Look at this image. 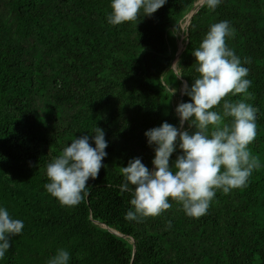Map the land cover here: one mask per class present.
Wrapping results in <instances>:
<instances>
[{
    "label": "trees",
    "instance_id": "1",
    "mask_svg": "<svg viewBox=\"0 0 264 264\" xmlns=\"http://www.w3.org/2000/svg\"><path fill=\"white\" fill-rule=\"evenodd\" d=\"M194 1L167 0L151 16L141 10L111 25V0H0V206L25 225L0 264H47L58 249L70 264H264V0H223L214 10L203 2L182 28ZM224 20L235 33L226 44L252 81L251 97L225 99L258 108L248 148L261 167L246 188L218 190L200 218L170 199L159 216L126 220L132 196L120 191V167L139 157L152 169L144 133L180 127L176 97L199 75L192 52ZM180 37L188 41L174 71ZM96 126L109 144L105 167L84 202L64 206L44 187L46 166ZM181 130L195 129L186 121Z\"/></svg>",
    "mask_w": 264,
    "mask_h": 264
},
{
    "label": "clouds",
    "instance_id": "2",
    "mask_svg": "<svg viewBox=\"0 0 264 264\" xmlns=\"http://www.w3.org/2000/svg\"><path fill=\"white\" fill-rule=\"evenodd\" d=\"M166 2L111 0L107 21L111 25L136 21L141 10L144 16H151ZM222 2L204 0L212 10ZM234 34L229 21L214 23L192 52L199 75L190 87L184 85L183 94L190 97V102H181L175 109L180 127L163 122L144 133L154 152L152 169L139 157L120 167V191L132 196L126 220L159 216L172 207L170 199L180 203L187 216L200 218L207 214L218 190L228 194L233 189L246 188L253 171L261 167L259 158L252 156L248 148L257 135L258 108L244 100L225 99L229 94L251 97L252 81L246 78L249 69L242 66L240 57L226 44V38ZM177 65L179 61L173 66ZM170 91L174 95L176 89ZM218 106H222V114L215 110ZM186 121L194 131L181 130ZM108 146L104 130L97 126L92 135L74 137L47 164L46 191L64 206L84 202L91 193L89 179L95 180L105 167ZM177 150L180 154L170 163ZM24 226L23 220L0 206V260L11 248L12 237L20 235ZM70 259L69 251L58 249L47 264H70Z\"/></svg>",
    "mask_w": 264,
    "mask_h": 264
},
{
    "label": "water",
    "instance_id": "3",
    "mask_svg": "<svg viewBox=\"0 0 264 264\" xmlns=\"http://www.w3.org/2000/svg\"><path fill=\"white\" fill-rule=\"evenodd\" d=\"M196 1H197V0L194 1V4H193L192 8L190 9V11H189V12L187 13V15H186L187 19H186V21L184 22L185 25H184V27H183V28H185V29H186V27H187V25H188V23H189L190 17L196 12V10H197V9L203 4V2H204V0H202V1H201V4H200L197 8H194V5H195ZM187 41H188V38L185 40L184 44H183L180 48H178L177 52H176L175 55L173 56L172 60L175 59V63H176V61H177V58H178L179 53H180L181 50L184 48V46H185V44L187 43ZM175 63L171 61V65H170L171 68H172L174 71H176V67L173 66ZM185 84H186V81L183 80L181 91H180V93H179V94L177 95V97H176V104H177V105H178L179 103L182 102V101H181V97H182V95H183V93H184V91H185V88H184V85H185ZM109 230H110L111 232L117 234V235L124 236V234L117 233V232H115L114 230H112V229H110V228H109ZM131 241H133V238H132Z\"/></svg>",
    "mask_w": 264,
    "mask_h": 264
},
{
    "label": "rangeland",
    "instance_id": "4",
    "mask_svg": "<svg viewBox=\"0 0 264 264\" xmlns=\"http://www.w3.org/2000/svg\"><path fill=\"white\" fill-rule=\"evenodd\" d=\"M184 22L181 24V26H182V28L184 27ZM170 35H171V33H170ZM180 43H181V37L179 38V40H178V45H180Z\"/></svg>",
    "mask_w": 264,
    "mask_h": 264
},
{
    "label": "bare ground",
    "instance_id": "5",
    "mask_svg": "<svg viewBox=\"0 0 264 264\" xmlns=\"http://www.w3.org/2000/svg\"><path fill=\"white\" fill-rule=\"evenodd\" d=\"M197 3H198V0L196 1V3H195V5H194V8H196L197 7ZM181 43H182V41H181ZM180 43V45L182 46V44ZM180 46V47H181ZM172 62H174L175 63V59L172 61Z\"/></svg>",
    "mask_w": 264,
    "mask_h": 264
}]
</instances>
